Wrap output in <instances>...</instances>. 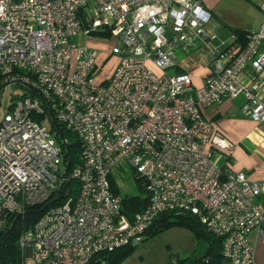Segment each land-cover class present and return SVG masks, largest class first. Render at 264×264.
Wrapping results in <instances>:
<instances>
[{
  "label": "built area",
  "instance_id": "2783aa9c",
  "mask_svg": "<svg viewBox=\"0 0 264 264\" xmlns=\"http://www.w3.org/2000/svg\"><path fill=\"white\" fill-rule=\"evenodd\" d=\"M96 31L117 42L109 49L117 63L100 81L98 48L75 40ZM225 39L200 0H0V95L15 87L0 115V218L44 201L57 186L64 170L51 121L81 141L79 162L61 175L76 179L78 192L22 228L21 264L26 257L30 264H110L106 254L140 244L159 215L185 211L222 238L228 264H255L248 233L255 228L264 239V179L214 161V151L230 155L233 144L202 110L242 93L243 110L264 121V96L256 92L264 21L241 48ZM177 49L208 58L201 85L189 70H173ZM247 70L245 83L239 75ZM120 160L148 195L131 217L109 181Z\"/></svg>",
  "mask_w": 264,
  "mask_h": 264
},
{
  "label": "crops",
  "instance_id": "0c3cea01",
  "mask_svg": "<svg viewBox=\"0 0 264 264\" xmlns=\"http://www.w3.org/2000/svg\"><path fill=\"white\" fill-rule=\"evenodd\" d=\"M200 1L211 13V20L216 22L219 36H228L229 41L235 39V34L232 33L234 30L257 29L264 21V0ZM191 55L194 58L190 59V63H195L192 68H184L177 63L173 70H189L192 84L199 86L208 73V58L200 49ZM117 60L116 56L115 65ZM239 78L245 83L248 82V70L240 73ZM258 84L256 92L262 97L264 96V71L259 76ZM244 102L245 97L240 93L233 98L225 97L220 102L203 108V115L211 121L214 130L233 144L230 161L224 163L228 155H224L221 151H214L213 159L219 165L224 164L233 170L244 171L250 178L264 179V121L251 119L242 108ZM258 199L264 204V195H259ZM261 228L264 231V218L261 221ZM248 239L253 246L255 264H264V239L255 228L249 231Z\"/></svg>",
  "mask_w": 264,
  "mask_h": 264
},
{
  "label": "trees",
  "instance_id": "16d2710c",
  "mask_svg": "<svg viewBox=\"0 0 264 264\" xmlns=\"http://www.w3.org/2000/svg\"><path fill=\"white\" fill-rule=\"evenodd\" d=\"M247 31L234 30L235 34L233 42L236 43L237 48H241L245 43ZM109 35L104 31H96L94 34ZM175 71H181L176 69ZM52 129H55V138L59 144L60 156L64 163V171L58 173V184L53 192L42 202L27 205L22 213L5 212L1 219L3 220L0 226V264H21V252L18 244V238L22 228L32 225L40 217V215L50 206L62 203L68 196H75L79 189V182L74 178H61L62 174H68L71 168L79 162V153L81 150L80 139L72 132L64 129L58 122L51 121ZM67 137V142L61 141L63 137ZM230 161L228 155L226 161ZM138 194H121L117 183L112 174H109V181L114 192L120 193L122 198V212L132 216L133 213L140 211L148 201V195L143 183V180L136 178ZM180 226L187 228L198 236L205 239L206 246L202 254L185 262L181 260V264H228L221 252L222 238L213 235L206 230L200 218L190 212H165L154 219L146 236L143 240L154 235L157 231L169 227ZM137 246V245H136ZM135 246H121L108 252L105 259L110 264H118Z\"/></svg>",
  "mask_w": 264,
  "mask_h": 264
},
{
  "label": "rangeland",
  "instance_id": "374dc122",
  "mask_svg": "<svg viewBox=\"0 0 264 264\" xmlns=\"http://www.w3.org/2000/svg\"><path fill=\"white\" fill-rule=\"evenodd\" d=\"M225 38L229 40L228 36ZM75 40L78 43H86L98 48L94 80L100 81L102 78L110 76L114 69L116 56L109 54V49L112 43H117L116 38L97 33L91 39L85 41L84 37L77 35ZM195 51L189 49L188 53L185 54L181 49H177V63L184 68H192L195 63H190V59L194 58L191 54ZM14 88V86H10L2 91L0 95V115L6 112L8 104L12 101L10 93L15 91ZM48 126H50L49 122ZM58 164L60 169L64 170L65 166L61 156ZM111 174L121 194H138L140 192L134 178V170L125 160L117 162L112 167ZM2 223L3 220L0 218V226ZM204 243L206 242L202 236L196 235L187 228L173 225L163 228L154 235L142 240L118 264H181L183 259L188 262L190 259L202 254L206 246H204ZM25 260L26 264H30L32 261L30 257H26Z\"/></svg>",
  "mask_w": 264,
  "mask_h": 264
}]
</instances>
